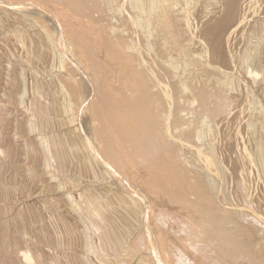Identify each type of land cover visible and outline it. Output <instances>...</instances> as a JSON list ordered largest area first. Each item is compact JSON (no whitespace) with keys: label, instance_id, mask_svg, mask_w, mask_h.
Masks as SVG:
<instances>
[{"label":"rangeland","instance_id":"rangeland-1","mask_svg":"<svg viewBox=\"0 0 264 264\" xmlns=\"http://www.w3.org/2000/svg\"><path fill=\"white\" fill-rule=\"evenodd\" d=\"M132 2L0 0V264H264V0Z\"/></svg>","mask_w":264,"mask_h":264},{"label":"bare ground","instance_id":"bare-ground-1","mask_svg":"<svg viewBox=\"0 0 264 264\" xmlns=\"http://www.w3.org/2000/svg\"><path fill=\"white\" fill-rule=\"evenodd\" d=\"M98 1H99V0H98ZM100 1H101V0H100ZM104 1H105V0H104ZM131 1H132V0H131ZM146 1H148V0H133V2H132L133 5L139 10L138 13H139L141 10H142V13L145 12V11H143L144 7H145L146 9H148V7L145 6V4H147V3H145ZM149 1H151V0H149ZM13 2H14V1H13ZM49 2H51V1H49ZM60 2L62 3V1H60ZM65 2H66V1H65ZM77 2H78V1H77ZM89 2H90V1H89ZM109 2H112V1H109ZM70 3H73V2H68V3H66V5L64 4L65 7L67 6V4H70ZM253 3H254V2H253ZM255 3H256V1H255ZM73 4H74V3H73ZM77 4H81V3H77ZM83 4H84V3H83ZM84 5H85V4H84ZM109 5H111V4H109ZM158 5H159V4H158ZM68 6H69V5H68ZM80 6L82 7V5H80ZM151 7H153V6H151ZM85 8H86V7H85ZM114 8H115V7H114ZM136 8H135V9H136ZM149 9H150V8H149ZM144 10H145V9H144ZM147 11H148V10H147ZM147 11H146V12H147ZM101 12H102V11H101ZM146 12H145V13H146ZM148 12H149V11H148ZM151 12H152V11H151ZM145 13H144V14H145ZM100 14H101V13H100ZM140 14H141V13H140ZM140 14H139V15H140ZM146 14H147V13H146ZM146 14H145V15H146ZM149 14H150V13H149ZM141 15H143V14H141ZM71 16H72V15H71ZM95 16H96V15H95ZM60 17H61V16H60ZM149 17H150V16L147 15V17L144 18L145 21L142 20V19H140V18H138V19H137V23H138L140 26H146L147 24L150 25V21H149V22H146V19H148ZM65 18H66V17H65ZM92 18H93V16H92ZM150 18H151V17H150ZM150 18H149L148 20H150ZM96 20H97V19H96ZM104 20H105V18H104ZM107 21H108V20H107ZM112 21H113V20H112ZM105 22H106V21H105ZM61 23H62V22H61ZM146 23H147V24H146ZM113 24H114V23H113ZM145 24H146V25H145ZM139 25H138V26H139ZM149 25H148V26H149ZM86 26H87V25H86ZM104 26H105V25H104ZM148 26H146V27H148ZM102 30H105V29H102ZM108 30H109V29H108ZM112 30H113V29H112ZM122 31H123V30H122ZM102 32H103V31H102ZM80 33H81V32H80ZM99 33H100V32H99ZM104 33H105V32H104ZM109 33H110V32H109ZM116 34H118V33H116ZM89 35H92V34H89ZM118 35H119V34H118ZM94 37H95V36H94ZM106 37H107V36H106ZM114 37H116V39L118 38V36H116V35H115ZM139 37H140V36H139ZM142 37H143V36H142ZM101 38H103V37H101ZM112 38H113V37H112ZM112 38L110 39V38L108 37L109 40H112ZM76 39H77V38H76ZM113 39H114V38H113ZM118 39H119V38H118ZM80 40H81V39H79L78 41H80ZM109 40H108V41H109ZM143 40H144V39H143ZM69 41H70V40H69ZM108 41H106V42H107V43L111 42V41H109V42H108ZM73 42H74V41H73ZM97 42H98V41H97ZM74 43H75V42H74ZM114 43H117V42L114 41ZM114 43H113V41H112V43H110V44H114ZM119 43H120V42H119ZM119 43H118V44H114V45H115L114 47H116V45L118 46ZM121 43H122V42H121ZM125 43H126V42H125ZM125 43L123 42L122 44H125ZM127 43H128V42H127ZM75 44H76V43H75ZM77 44H79V42H77ZM80 44H81V43H80ZM82 44H83V43H82ZM83 45H84V44H83ZM107 45H109V44H107ZM125 45H127V44H125ZM79 46H80V45H79ZM105 46H106V45H105ZM110 46H111V45H110ZM76 47H77V46H76ZM95 47H96V46H95ZM102 47H104V46H102ZM106 47H107V46H106ZM127 47H130V46L127 45ZM81 48H82V47H81ZM108 48H109V47H108ZM110 48L112 49L113 47H110ZM110 48H109V49H110ZM106 49H107V48H106ZM113 49H115V48H113ZM113 49H112V51L110 50L112 53H113ZM121 49H122V48H121ZM126 49H127V48H126ZM102 50H103V49H102ZM107 50H108V49H107ZM117 50H119V49L117 48L116 50H114V51H116V52H115V56L113 55L114 59H116V58H115L116 56H119V55L121 54L120 52H118L119 54L117 55ZM129 50H130V52H126V53H131L132 50H131V49H129ZM110 51H106V52H108V53L111 54ZM121 51H125V50L123 49V50H121ZM104 53H105V52H104ZM108 53H107V54H108ZM131 54H132V53H131ZM131 54H130V55H131ZM133 54H135V53H133ZM124 55H125L124 53H123V55H120V58H119V59H121V60H119V61H121L120 63L123 62L124 59L121 58V56H124ZM126 55H127V54H126ZM130 55L128 54V57H129ZM110 56H112V55H110ZM133 56H134V55H132V57H133ZM125 57H127V56H125ZM130 57H131V56H130ZM132 57H131V58H132ZM108 58H109V57H108ZM117 58H118V57H117ZM126 59H128V58H126ZM126 59H125V60H126ZM134 59H136V56H134ZM94 60H95V59H94ZM112 60H113V59H112ZM128 60H130V58H129ZM132 60H133V59H131V61H132ZM115 61H116V60H113V62H115ZM119 61H118V63H119ZM131 61H130V62H131ZM138 61H139V60L132 61L131 63H133V62L136 63V62H138ZM91 62H92V61H91ZM126 62H127V61H126ZM128 62H129V61H128ZM118 63H115V64H117V66H118V65H120V63H119V64H118ZM135 63H134V64H135ZM89 65H90V64H89ZM92 65H93V64H92ZM92 65H91V66H92ZM113 65H114V64H113ZM95 66H96V65H95ZM122 66H123V65H121V67H122ZM132 66H133V65H132ZM124 67H126L127 69H129V71H127V69H126V74H125V72H124V74L126 75V77H128V76L131 77V76H134V73L130 72V70L132 69L131 71H134V70H136V68H137L138 66H137V67L134 66V68H130V66H129V67H128V66H124ZM124 67H122V68H124ZM135 67H136V68H135ZM93 68H94V67H93ZM117 68L120 69V70L117 69L119 72H120L121 70H123V71L125 70V69H122V68H120V67H117ZM90 69H91V68H90ZM96 69H97V67H96ZM101 69H102V68H101ZM133 69H134V70H133ZM94 70H95V69H94ZM97 70H98V69H97ZM66 71H67V70H66ZM105 72H106V71H105ZM121 72H122V71H121ZM121 72H120V73H121ZM127 72H130V73L133 74V75H131L130 73H127ZM95 73H96V72H95ZM116 73H117V72H116ZM96 74H100V73H96ZM104 74H106V73H104ZM109 74H111V73L109 72ZM112 74H113V73H112ZM112 74H111V75H112ZM124 74H123V72H122V77H124V76H123ZM127 74H129V75H127ZM135 74L139 75V74L137 73V71L135 72ZM141 74H142V73H141ZM141 74H140V75H141ZM105 76H108V75H105ZM114 76H115V75H114ZM135 76H136V75H135ZM135 76H134V78H135ZM94 77H95V76H94ZM110 77H111V76H110ZM112 77H113V76H112ZM126 77H125V79H127V81L125 80L126 82H124V79H123V82H124V83H122V84H124V86H125V83L129 82L130 80H133V79H131V78H130V80H128V78H126ZM141 77H142V76H140V77H138V78L140 79ZM148 77H150V76H148ZM61 78H62V77H61ZM101 78H102V77H101ZM108 78H109V77H108ZM116 78H117V77H116ZM136 78H137V76H136ZM136 78H135V79H136ZM67 79H68V78H67ZM95 79H98V78L96 77ZM113 79H114V78H113ZM139 79H137V80L135 81V83H130V82H132V81H130L129 84H127V85H130L131 88H134V87L137 86V88H134V89H137V90H138V87H139V86L136 84V82H137V83L139 82L140 84L143 83V82H141L143 79L141 78L142 80H141V81H138ZM189 79H190V78H189ZM98 80H99V79H98ZM100 80H101V79H100ZM105 80H106V79H105ZM105 80H103V81H105ZM109 80H110V79H109ZM114 80H115V79H114ZM103 81H102V82H103ZM158 81H160V80H158ZM69 82H70V81H69ZM98 82H99V81H98ZM133 82H134V81H133ZM178 82L180 83L181 81H178ZM99 83H100V82H99ZM104 83H106V82H104ZM104 83H102V84L104 85ZM139 83H138V84H139ZM183 83H184V84H182V87L185 86V85L188 86V85L186 84V83H188V82H187L185 79H184V82H183ZM100 84H101V83H100ZM131 84H135V86H133V85H131ZM140 84H139V85H140ZM160 84H161V81H160ZM160 84H159V85H160ZM165 84H166V83H165ZM103 85H102V86H103ZM106 85H107V84H106ZM111 85H112V84H111ZM127 85H126L125 87L123 86V87H124V92L126 91L125 88L128 87ZM145 85H146V84H144V86H145ZM113 86H114V85H113ZM113 86H112V88H113ZM119 86H120V85H119ZM140 86H141V85H140ZM155 86H156V85H155ZM104 87H105V86H104ZM107 87H108V86H107ZM120 87H121V86H120ZM146 87H147V85H146ZM146 87L144 88L146 91H147L148 89L151 88V87H149V88H146ZM152 87H154V86H152ZM74 88H75V87H74ZM101 88H102V87H101ZM108 88H109V87H108ZM129 88H130V87L126 88V89L128 90V94H127V93H124L123 95H125V96H122V95H121L122 97H124V99H122V101L127 100V99L129 100V95L131 94L130 92H132V91L134 90V89H132V91H131V88H130V89H129ZM141 88H143V86H141ZM141 88H139V89L142 90ZM187 88H188V87H187ZM80 89H81V88H80ZM103 89H104V88H103ZM113 89H119V92H120V90H121V93H120V94H122V89H120L118 86H117L116 88H113ZM152 89H153V91H154V88H151V90H152ZM183 89H186V88H183ZM105 90H106V89H104V91H105ZM129 90H130V92H129ZM156 90H157V89H156ZM102 91H103V90H102ZM104 91H103V92H104ZM106 91L108 92V89H107ZM117 91H118V90H117ZM103 92H100V93H102V95H100V98L103 97V94H105V92H104V93H103ZM107 92H106V93H107ZM109 92H110V91H109ZM109 92H108V94H109ZM111 92H113V90H112ZM126 92H127V91H126ZM133 92H135V90H134ZM133 92H132V94H136V92H135V93H133ZM141 92H142V91H141ZM144 92H145V91H143V93H144ZM147 92H149V91H147ZM192 92H193V91H192ZM77 93H78V92H77ZM77 93H76V94H77ZM129 93H130V94H129ZM143 93H142V94L140 95V97H139V98H141L142 100L145 99V98H147V97H145V94H148V93H146V92H145L144 94H143ZM72 94H73V92H72ZM117 94H118V93H117ZM117 94H114V95H117ZM149 94L152 95L151 93H149ZM149 94H148V95H149ZM196 94H197V93H196ZM105 95H106V94H105ZM105 95H104V96H105ZM114 95H113V96H114ZM126 95H128L127 98H125ZM137 95H138V94H137ZM137 95H133V96H137ZM142 95H143V97H141ZM192 95H193V93H192ZM110 96H112V95H110ZM118 96H119V95H118ZM146 96H147V95H146ZM152 96H153V95H152ZM73 97H75V96H73ZM119 97H120V96H119ZM119 97H115V96H114V99L119 98ZM122 97H121V98H122ZM130 97H132V95H131ZM148 97H149V96H148ZM170 97H171V96H170ZM181 97H182V96H180V98H181ZM77 98H78V97H76V99H77ZM98 98H99V97H98ZM103 98L105 99L106 97H103ZM149 98H150V97H149ZM193 98H194V97H193ZM101 99H102V98H101ZM101 99H100V100H101ZM106 99H107V98H106ZM106 99H105V100H106ZM110 99L112 100V98H110ZM110 99L108 98L107 101H105V103L107 102V104H108V103H109L108 100H110ZM133 99H135V103H133V105L137 103V104H138V105L136 104L137 107L140 106V107L142 108V106L139 104V103H140V99H138L139 101L136 100V99H137L136 97H133ZM158 99H159V98H158ZM73 100H74V99H73ZM94 100H96V98H95ZM119 100H121V99H119ZM128 100L126 101V104H127ZM131 100H132V98H130V100H129L130 103H131ZM178 100H179V99H178ZM79 101H80V100H79ZM102 101H103V100H102ZM117 101H118V99L115 100V102H117ZM122 101H121V102H122ZM136 101H137V102H136ZM147 101H148V99H147ZM195 101H196V100H194V102H195ZM72 102H73V101H72ZM110 102H111V101H110ZM118 102H120V101H118ZM121 102H120V106H121V108H122V104L125 105V103H124V102L121 103ZM142 102H143V101H142ZM142 102H141V103H142ZM75 103H76V102H75ZM95 103H96V102H95ZM101 103H102V102H101ZM111 103L114 104L113 101H112ZM111 103H110V104H111ZM148 103H149V102H147V106H148V107L150 106V103L153 105V101H150L149 105H148ZM160 103H161V101H160ZM67 104H68V103H67ZM98 104H99V105H98L99 108H98V109H97V107H96V109L94 108V109L96 110L95 112H97L98 114H103V113H100V112L102 111V110H101V107H100L101 104H100V103H98ZM104 105H105V104L102 103V108H105V109H103V111H106V110L108 111V110H109L110 112H111V111H113L114 113L116 112V111H114L113 109H114L115 107L117 108V106L114 107V105H117V104L112 105L114 108L111 107V106H108L109 104H108L107 106L103 107ZM124 105H123V106H124ZM128 105H130V104L128 103L127 105H125V107H126V106L128 107ZM131 105H132V103H131ZM142 105H143V103H142ZM155 105H156V104H155V101H154V105L152 106V108L154 109V111H155V107H154ZM161 105H162V103H161ZM106 107H111L112 109H111V108H108V109H107ZM127 107H126V108H127ZM140 107H138V109H139ZM159 107H160V106H159ZM123 108H124V107H123ZM123 108H122V109H123ZM126 108H125V109H126ZM129 108H130V107H128L127 111L129 110ZM131 108H132V106H131ZM156 108H157V107H156ZM134 109H136V107H135ZM148 109H150V107H149ZM148 109H147V110H141V111H143L144 116H143V115L141 116L140 113H142V112L137 113L136 115H137L138 117H143V118H145V119H143V120H146V121H147V119H150L149 122H150V125H151V123H153L154 120L157 121L158 119H155V118H156V117H155L156 114H155V112L153 111V109H152V112L154 113V118H152V117H153V116H152L153 114L151 115V113L148 111ZM98 110H99L100 112H99ZM116 110H117V109H116ZM120 110H121V109H120ZM132 110H133V109H131L130 111H132ZM121 111H124V110H121ZM130 111H129V112H130ZM136 111H137V110H136ZM139 111H140V110H139ZM139 111H138V112H139ZM119 112H120V111H119ZM171 112H172V111H171ZM114 113H113V114H114ZM120 113H121V112H120ZM120 113H119V115H120ZM130 113H131L130 115L133 114V116H135V114H134L135 112H134V111H132V112H130ZM156 113H157V115L159 114V115L162 116L161 109H160V112H159V113H158V112H156ZM106 114H108L107 117H110L109 114L112 115V112H111V113H108V112H107V113H104V117H101V116H100L101 119L97 118L98 116H97L96 118L99 119V120H102V118L106 119V118H105V117H106V116H105ZM126 114H127V113H126ZM139 114H140V116H139ZM159 115H158V116H159ZM114 116H115V115H114ZM122 116H123V117H127L126 115L124 116L123 114H122ZM92 117H93V116H92ZM116 117H117V116H116ZM129 117H130V116H129ZM135 118H136V117H134V119H135ZM151 118L154 119V120L151 121ZM189 118H190V117H189ZM92 119H94V118H92ZM104 119H103V120H104ZM110 119H111V120H110ZM114 119H115V117L113 118V116H111L110 118L106 119L105 122H103V121H101V122L103 123V125H104V124L107 125V123H109V122H113V123H115V122L113 121ZM136 119H137V118H136ZM160 119H161V118H160ZM99 120H97V121H99ZM109 120H110V121H109ZM116 120H117V122H116L115 124L112 123L115 127H117L116 124L119 123V122H120L119 120H121V119L118 120V117H117ZM116 120H115V121H116ZM125 120H126V122L128 121L126 118H125ZM137 120L139 121V119H137ZM140 120H141V119H140ZM143 120H142V121H143ZM184 120H185V119H184ZM203 120H204V119H203ZM118 121H119V122H118ZM121 121H123V120H121ZM142 121H141V122H142ZM146 121H145V123H146V127H145V128H144V127H143V128H139V129H140L139 132L142 131L141 129H145V132H146V131H147V132L150 131L151 133H148V134H149V135L152 134L151 137L155 139V137H156L155 135L158 136V134L160 135V133H159V132H156V134H155V132H152V131H154V130L157 131V130H160V129L164 128V127H160V126H162V125L159 126V124H158V126H157L158 128H157V127H154V126L156 125V123H157L156 121H155V123H154L155 125H153V127H152V126L149 127V126H148L149 123H148V121H147V122H146ZM159 121H160V120H159ZM99 122H100V121H99ZM99 122H98V123H99ZM200 122H202V121H200ZM203 122H204V121H203ZM203 122H202V123H203ZM102 123H101V124H102ZM128 123H129V122L125 123V125L128 124ZM133 123H134V122H131V125H133L134 127H133V129H131L130 131H128L129 133L127 132L128 134H125L126 132H123V133L125 134L124 137L126 136V139H129V138H131V137H134L135 139L133 138V140H134L135 142H136V138H137V136H139V138H137V139H140V137H142L143 140H146V139H144L143 137H144V135H146L147 132L144 133L143 136L141 135V133H140V134H139V133L137 134V129H138V127H135V125H137V124H136V123L133 124ZM147 123H148V124H147ZM158 123H159V122H158ZM101 124H100V125H101ZM112 124L109 123V124L107 125V127H106V126H105V127L108 128V126H109V125H112ZM120 124H121V122H120ZM143 124H144V121H143ZM143 124H139V125H141V127H142V126L145 125V124H144V125H143ZM160 124H162V121H160ZM97 125H98V124H97ZM113 125H112V126H113ZM121 125L125 126L124 124H121ZM131 125H129V126H131ZM177 125H178V124H177ZM126 126H128V125H126ZM126 126H125V127H126ZM129 126H128V127H129ZM137 126H138V125H137ZM147 126H148V127H147ZM178 126H179V125H178ZM178 126H177V127H178ZM92 127H94V126H92ZM131 127H132V126H131ZM173 127H174V126H173ZM111 128H112V127H111ZM117 128H118V130H119V132H120L119 134L121 135V130H120L119 128H122V127H117ZM117 128L114 129V127H113L112 130H115V131H116ZM134 128H135V129H134ZM146 128H149V130H146ZM152 128H153L154 130H153ZM156 128H157V129H156ZM180 128H181V127H180ZM93 129H94V128H93ZM95 129H101V128H96V126H95ZM123 129H124V131H125L126 129L128 130L129 128H127V127L124 128V127H123ZM139 129H138V130H139ZM174 129H175V128H174ZM101 130H105V129H101ZM107 130H108V129H106L105 131H107ZM109 130H110V127H109ZM109 130H108V131H109ZM118 130H117V133H118ZM132 130H134V131L136 130V131H135V135L137 134V136H135L134 134H131V133H134V132H131ZM151 130H152V131H151ZM162 130H163V131H162ZM162 130L160 131L161 133L164 132V130H167V129L164 128V129H162ZM199 130H201V129L199 128L198 131H199ZM115 131H114V132H115ZM143 131H144V130H143ZM143 131H142V133H143ZM198 131H197V132H198ZM97 132H98V133H97ZM97 132H96L97 134L101 133V131H99V130H98ZM112 132H113V131H112ZM130 132H131V133H130ZM94 133H95V132H94ZM108 133H109V132H108ZM110 133H111V132H110ZM153 133H154V135H153ZM157 133H158V134H157ZM201 133H202V132H201ZM201 133L199 132V133H197V134L200 135ZM113 134L116 135V133H113ZM119 134H117V135H118V138L120 137ZM129 134L134 135V136H131V135H129ZM122 135H123V134H122ZM127 135H128V136H131V137L127 138V137H128ZM100 136H102V135L100 134ZM100 136H99V137H100ZM108 136H110V135L108 134ZM112 136H113V135H112ZM146 136H147V137H146L147 139L150 137V136L148 137V135H146ZM115 137H117V136H115ZM121 137L123 138V136H121ZM121 137H120L119 140L122 141V143H124V142H123V139H124V138L122 139ZM105 138H106V137H105ZM107 138H108V137H107ZM107 138H106V139H107ZM113 138H114V137H112V139H113ZM156 138H161V136H160V137H156ZM108 139H109V138H108ZM112 139H111V141H112ZM121 139H122V140H121ZM149 139H151V138H149ZM154 139H153V140H154ZM100 140H101V139H100ZM124 140H125V139H124ZM143 140L140 139V141H138V140H137V141L140 142V144H144V143L148 142V141L146 140V141L143 143ZM162 140H163V139H162ZM96 141H97V140H96ZM105 141H106V140H105ZM107 141H108V140H107ZM111 141H110V142H111ZM113 141H114V140H113ZM149 141H150V142H149L148 144L150 145V143H151L152 140H149ZM154 141H157V140H154ZM99 142H100V141H99ZM110 142H109V143H110ZM106 143H107V142H106ZM111 143H112V142H111ZM205 144H206V143H205ZM111 145H112V144H111ZM146 145H147V143H146ZM146 145L142 146L144 152H145V150L147 151V149H144V147H145V148L147 147ZM149 145H148V146H149ZM151 145H152V144H151ZM153 145H155V144H153ZM161 145H163V143H162ZM133 146H134V145H133ZM136 146H137V145H135V148L132 147L133 149H135V151H138V146H140V150H141V145H139V143H138V146H137V147H136ZM196 146H197V145H196ZM156 147H157V146H156ZM163 147H164V146H163ZM206 147H207V146H206ZM111 148H112V147H110V150H111ZM154 148H155V147H154ZM158 148H159V147H158ZM133 149H131V150H133ZM136 149H137V150H136ZM159 149H160V148H159ZM164 149H165V148H164ZM207 149H208V148H207ZM59 150H60V149H59ZM112 150H113V148H112ZM112 150H111V151H112ZM116 150H117V149H116ZM140 150H139V151H140ZM143 150H142V152H143ZM152 150H154V149H152ZM152 150H151V151H152ZM156 150H157V149H156ZM160 150H161V149H160ZM160 150H159V151H160ZM104 151H105V150H104ZM114 151H115V147H114ZM114 151L112 152L113 154L115 153ZM129 151H130V149H129ZM151 151H150V152H151ZM157 151H158V150H157ZM106 152H107V151H106ZM109 152H110V151H108V153H109ZM116 152H117V151H116ZM152 152H153V151H152ZM162 152H163V151H162ZM162 152H160V153H162ZM112 153H111V154H112ZM117 153H118V152H117ZM137 153H138V152H137ZM118 154H119V153H118ZM138 154L141 155V154H143V153H138ZM138 154H137L136 156H138ZM108 155H110V153H109ZM114 155H116V154H114ZM114 155H113V156H114ZM147 155H148V154H147ZM148 156H149V155H148ZM171 156H172V155H171ZM185 156H186V155H185ZM111 157H112V156H111ZM134 157H135V156H134ZM153 157H154V156H153ZM153 157H152V159H153ZM162 157H163V156H162ZM108 158H109V156H108ZM119 158H120V157H119ZM131 158H133V156H132ZM135 158H136V157H135ZM146 158H147V157H146ZM208 158H209V157H208ZM114 159H118V156L114 157ZM139 159H140V158H139ZM161 159H162V158H161ZM169 159H170V158H169ZM112 160H113V159H112ZM122 160H123V159H122ZM177 160H178V159H177ZM109 161H111V160L109 159ZM115 161H116V160H115ZM120 161H121V160H120ZM111 162L113 163L114 161H111ZM116 162H119V161H116ZM117 164H118V163H117ZM149 164H150V163H149ZM110 165H111V164H110ZM115 165H116V164H115ZM118 165H119V164H118ZM167 165H169V164H167ZM113 166H114V164H113ZM123 166H125V165H123ZM115 167H116V166H115ZM121 167H122V166H121ZM167 167H168V166H167ZM170 167L172 168V166H170ZM121 169H122V168H121ZM117 170H118V169H117ZM160 171H161V170H160ZM160 171H159V172H160ZM162 171H164V170H162ZM172 171H174V169H173ZM159 172H158V173H159ZM166 173H167V170H166ZM161 174H162V173H161ZM167 174H168V173H167ZM170 174L172 175L173 173H170ZM170 174H168V175H170ZM178 174H179V173H178ZM159 175H160V174H159ZM162 176H163V175L159 176V177H161V180H163V177H162ZM173 176H174V175L171 176V177H172L171 180L174 179L173 181H175L176 183H179V182L176 181V177L174 176V178H173ZM171 177H169V178L167 177V178L170 179ZM157 179H158V178H157ZM164 179H165V177H164ZM177 179H178V178H177ZM161 180H159V181H161ZM165 180H166V179H165ZM165 180H164V181H165ZM178 180H179V179H178ZM143 181H144V180H143ZM159 181H158V182H159ZM167 181H169V182H167V183H170V180H167ZM161 183H162V182H161ZM172 183H174V182H172ZM172 183H171V185L177 187V185H176L175 183H174V184H172ZM165 184H166V183H165ZM165 184H164V185H165ZM148 185H149V184H148ZM168 186H169V187H167V184H166V185L163 186V187H167V188H169V189L173 188V186H171V187H170V185H168ZM148 189H149V188H148ZM177 189H178V187H177ZM177 189H175V190H177ZM180 189H181V187H180ZM153 190H154V189H153ZM172 191H173V190H172ZM158 193H160V192H158ZM180 193H181V191H180ZM185 193H186V192H185ZM153 195H154V193H153ZM161 195H162V194H161ZM161 195H160V196H161ZM178 195H179V194H178ZM178 195H177V196H178ZM187 195H188V194H187ZM156 198H158V197H156ZM179 199H181V197H180ZM184 199H186V198H184ZM188 199H189V198H188ZM186 200H187V199H186ZM188 201H189V200H188ZM196 209H197V208H196ZM202 210H203V209H202ZM204 211L206 212V209H205ZM201 212H202V211H201ZM203 214H204V213H202V215H203ZM208 214H210V212H209ZM208 214H204V216L207 215L206 217H208ZM150 217H151V216H150ZM210 218H211V220H212L213 217H212V216H211V217L209 216V218H208L207 221H209ZM215 219H218V218H215ZM219 219H220V218H219ZM220 220H221L222 222L225 221V219H224V221H223V219H220ZM215 221H216V220H215ZM215 221L213 220L211 223L208 222L207 225H208V224H211V225H212ZM199 222H200V221H199ZM216 222H217L218 224H221V225L223 224L222 222H219V220L216 221ZM225 222H226V223H225ZM225 222H224V223H225L226 226H227L228 223H227V221H225ZM109 223H110V222H109ZM217 223H215V224H216V227H217ZM225 224H223V227H225V226H224ZM213 225H214V224H213ZM213 225H212V226L208 225V226H210V227H211L212 229H214V230L218 229V228L215 229V228L213 227ZM218 227H219V225H218ZM221 227H222V226H221ZM108 228H109V227H108ZM206 228H207V227H206ZM225 228H226V227H225ZM189 229H190V228H189ZM189 229H188V230H189ZM209 229H210V228H209ZM220 229H221V228L219 227V229L216 231L218 234L222 231V229L224 230V228H222L221 230H220ZM197 230H200V229H197ZM214 230H213V233H214ZM192 231H193V230H192ZM201 231H202V230H201ZM211 231H212V230L210 229V231H208V232L211 233ZM224 231H225V230H224ZM224 231L221 232V233H223V235L220 234V237H219V235H218L217 233H216V234H217L218 236H215V237L213 236V233H211V234H212V235L210 234V237H211V238H208V237H206L207 235H209V233L207 234V231H206V234H205V231H204V233H203V234H205L206 236H205V235H201V234H199V236H201V237L203 236V238H204V236H205V237H206V238H205L206 240L213 239V240H211V241H214V242H216V240H217V242H218V240H219V242H220V241H223L224 244H225V242H226L228 239H229V241L232 239L233 242L236 240V238H237V235H236V234H237V233L234 234V235L236 236V238H235V240H234L233 234H232V236H231L230 231H229L230 234H229L228 232H227L228 234H227L226 232L224 233ZM226 231H227V230H226ZM194 232H195V231H194ZM201 233H202V232H201ZM155 234H156V233H155ZM184 234L187 235V233H184ZM216 234H215V235H216ZM226 234H227V235H226ZM106 235H107V234H106ZM108 235H109V234H108ZM111 235H113V234H111ZM159 235H160V234H159ZM225 235L228 236L229 238H228V237H225ZM109 236H110V235H109ZM190 236H191V235H190ZM196 236H197V235H196ZM212 236H213V238H212ZM223 236H224V237H223ZM107 237H108V236H107ZM231 237H233V238H231ZM184 238H185V237H184ZM215 238H216V240H215ZM217 238H218V239H217ZM220 238H221V239L224 238V240H221ZM225 238H228V239L225 240ZM114 239H115V238H114ZM238 239H239V238H238ZM238 239L235 241V243H231V244H232V245H233V244H234V245H239L240 242H238L239 244H238V243L236 244V242L239 241ZM109 240H110V239H109ZM195 240H196V239H195ZM232 240H231V241H232ZM115 241H116V240H114V243H115ZM183 241H184V240H183ZM209 241H210V240H209ZM211 241H210V242H211ZM231 241H230V242H231ZM214 242H213V243H214ZM217 242H216L215 244H218ZM118 243H119V242H118ZM200 243H201V242H200ZM213 243H212V244H213ZM190 244H191V243H190ZM224 244H223V243H220V244H219V245L222 246V248H223L224 250H225V248H228V247H227L228 245L231 246V247H233V246H232L230 243H228V242H227L225 245H224ZM227 244H228V245H227ZM226 245H227V246H226ZM139 246H140V245H139ZM196 246H197V245H196ZM224 246H225V247H224ZM135 247H136V245H135ZM142 247H143V246H142ZM231 247H230V248H231ZM196 248H197V247H196ZM220 248H221V247H220ZM233 248H234V247H233ZM141 249H142V248H141ZM191 249H192V248H191ZM137 250H138V249H137ZM200 250H201V249H200ZM232 250H233V249H232ZM144 251H145V250H144ZM219 251H220V250H219ZM228 251H229V250H228ZM163 252H164V251H163ZM221 252H223V251H221ZM225 252H226V251H225ZM240 252L242 253V251H240ZM136 253H137V252H136ZM166 253H167V252H166ZM236 253H239V252L236 251ZM243 253H244V252H243ZM162 255H163V254H162ZM227 255H228V254H227ZM237 255L240 257L239 254H237ZM165 256H167V255H165ZM143 257H144V256H143ZM230 257H231V256H230ZM236 257H237V256H236ZM236 257H235V258H236ZM141 258H142V257H141ZM240 258H241V257H240ZM242 258H243V256H242ZM242 258H241V259H242ZM251 258H252V257H251ZM233 259H234V258H233ZM236 259L238 260V258H236ZM245 259H246V258H245ZM141 260H142V259H141ZM232 261L234 262V260H232ZM238 261H239V260H238ZM238 261H237L236 263H238ZM240 261H241V260H240ZM245 261H246V260H245ZM145 263H146V262H145ZM188 263H189V262H188ZM244 263H245V262H244ZM251 263H252V262H251ZM231 264H232V263H231Z\"/></svg>","mask_w":264,"mask_h":264}]
</instances>
